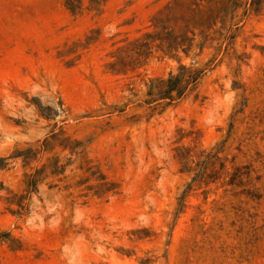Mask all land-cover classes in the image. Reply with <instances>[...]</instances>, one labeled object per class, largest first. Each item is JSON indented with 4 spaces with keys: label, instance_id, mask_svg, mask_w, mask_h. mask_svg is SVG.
Returning <instances> with one entry per match:
<instances>
[{
    "label": "rangeland",
    "instance_id": "rangeland-1",
    "mask_svg": "<svg viewBox=\"0 0 264 264\" xmlns=\"http://www.w3.org/2000/svg\"><path fill=\"white\" fill-rule=\"evenodd\" d=\"M172 2L0 0V264H264V11L164 55Z\"/></svg>",
    "mask_w": 264,
    "mask_h": 264
},
{
    "label": "trees",
    "instance_id": "trees-1",
    "mask_svg": "<svg viewBox=\"0 0 264 264\" xmlns=\"http://www.w3.org/2000/svg\"><path fill=\"white\" fill-rule=\"evenodd\" d=\"M106 1L65 0V5L72 13H77L84 8L86 2V9L98 11ZM216 6L217 9L214 10L213 7ZM239 8H242L244 13L248 11L262 12L264 11V0H173L172 4L166 8L165 22L163 19L158 21L155 19L151 26L155 30H159L162 35L160 50L164 55L182 52L188 56L193 48L196 30L200 29V36H205V32L201 31L203 28L207 31L213 30L218 23L223 26L227 19L229 26L221 38L222 41H229L231 39V26ZM203 45V42L198 44L200 52L203 50ZM150 48V44H147L146 49L150 50ZM204 72L205 68L197 69L193 66L179 65L176 74L170 72L165 79H149L145 83L146 96L148 97L145 103L161 101L170 105L183 99L196 87ZM25 177L27 189L33 188L36 182L35 173L26 174Z\"/></svg>",
    "mask_w": 264,
    "mask_h": 264
}]
</instances>
